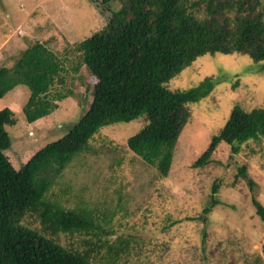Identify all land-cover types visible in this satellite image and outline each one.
<instances>
[{"label": "rangeland", "instance_id": "obj_1", "mask_svg": "<svg viewBox=\"0 0 264 264\" xmlns=\"http://www.w3.org/2000/svg\"><path fill=\"white\" fill-rule=\"evenodd\" d=\"M124 1L0 0V67L12 66L34 45L60 64L48 91L57 108L48 116L25 120L24 85L15 94L21 108L9 91L0 98V108L9 105L16 118L5 127V152L14 168L67 133L88 108L97 79L83 61L82 41L105 27ZM191 2L203 16L205 4ZM235 16L228 10L217 19L226 17L231 28ZM206 77L212 89L179 106V133L166 172L126 144L146 124L145 116L104 125L90 136L46 196L63 215L75 212L94 227L58 232L50 236L55 242L95 264H264V220L254 204L264 207V136L235 143V151L217 138L235 105L246 112L264 106V60L238 51L205 54L166 87L183 94ZM20 224L40 229L35 213L23 215Z\"/></svg>", "mask_w": 264, "mask_h": 264}, {"label": "trees", "instance_id": "obj_2", "mask_svg": "<svg viewBox=\"0 0 264 264\" xmlns=\"http://www.w3.org/2000/svg\"><path fill=\"white\" fill-rule=\"evenodd\" d=\"M201 1L203 16L194 13L191 0H125L113 10L106 26L82 41L83 61L97 79L88 108L67 133L41 146L18 168L5 152L10 144L5 127L16 118L8 106L0 108V264H95L50 237L94 227L75 212L63 215L47 198L56 175L98 128L143 116L146 124L126 144L145 163L166 172L179 133L180 104L202 97L214 82L206 77L183 94L171 93L166 83L205 54L238 51L255 62L264 60V0ZM228 10L236 15L231 28L227 16L224 22L217 19ZM59 71L55 56L34 45L12 67H0V98L16 85L26 86L22 113L33 123L57 108L48 91ZM259 136H264V106L246 112L235 105L217 138L235 151V143ZM254 204L264 220V207ZM26 213L37 215L39 231L20 224Z\"/></svg>", "mask_w": 264, "mask_h": 264}, {"label": "crops", "instance_id": "obj_3", "mask_svg": "<svg viewBox=\"0 0 264 264\" xmlns=\"http://www.w3.org/2000/svg\"><path fill=\"white\" fill-rule=\"evenodd\" d=\"M17 60V59H16ZM14 64V63H13ZM13 66V65H12ZM12 66H10V67H12ZM6 67V66H5ZM10 67H7V68H10ZM20 86L21 85H16L14 88H12V90L10 91L9 90V92L11 93V97L13 98V101H17V100H19V102H20V108H21V105H22V103L23 102H21V100L18 98V97H16L15 96V94H16V92L20 89ZM25 102H26V100H25ZM24 102V103H25ZM11 103H13V102H11ZM23 106V105H22ZM8 107H9V105H8Z\"/></svg>", "mask_w": 264, "mask_h": 264}]
</instances>
